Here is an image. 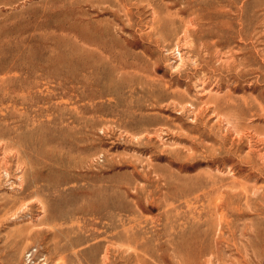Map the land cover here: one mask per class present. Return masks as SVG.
Wrapping results in <instances>:
<instances>
[{
    "label": "rangeland",
    "instance_id": "1",
    "mask_svg": "<svg viewBox=\"0 0 264 264\" xmlns=\"http://www.w3.org/2000/svg\"><path fill=\"white\" fill-rule=\"evenodd\" d=\"M263 51L264 0H0V264H264Z\"/></svg>",
    "mask_w": 264,
    "mask_h": 264
},
{
    "label": "bare ground",
    "instance_id": "2",
    "mask_svg": "<svg viewBox=\"0 0 264 264\" xmlns=\"http://www.w3.org/2000/svg\"><path fill=\"white\" fill-rule=\"evenodd\" d=\"M242 1H243V0H242ZM146 2H147V1H146ZM193 17H194V16H193ZM191 18H192V16H191ZM185 22H186V21H185ZM187 23H188V22H186V24H187ZM195 26H196V25H195ZM181 27H182V26H181ZM184 28H185V27H184ZM190 28H191V27H190ZM148 30H149V29H148ZM188 30L190 31V29H188ZM183 31H184V30H183ZM187 33H189V32H187ZM187 33H184V34H187ZM170 34H171V33H170ZM182 34H183V33H182ZM189 36H190V35H189ZM189 36H188V37H189ZM180 37H181V36H180ZM182 37H183V36H182ZM185 37H186V36H185ZM256 37H257V36H256ZM85 38H86V37H85ZM186 38H187V37H186ZM174 39H176V38H174ZM92 40H93V39H92ZM179 40H180V38H179ZM190 41H191V40H190ZM182 42H183V41H182ZM182 42H181V44H182ZM188 42H189V41H188ZM191 42H192V41H191ZM176 43H178V42H176ZM183 43H184V42H183ZM257 43H258V42H257ZM184 44H185V43H184ZM184 44H183V45H184ZM175 45H177V44H175ZM185 45H186V44H185ZM100 46H101V44H100ZM100 46L98 45V47H100ZM180 46H181V45H180ZM188 46H189V45H188ZM213 46H214V45H213ZM174 47H175V46H174ZM186 47H187V46H186ZM186 47H184V48L186 49ZM177 48H178V47H177ZM177 48L175 47V49L178 51L179 49H177ZM180 48H181V47H180ZM99 49H100V48H99ZM175 49H174V50H175ZM101 50H102V52L105 51V49H101ZM170 50H171V49H170ZM172 50H173V49H172ZM181 50H182V49H181ZM182 51H183V50H182ZM184 51H185V50H184ZM167 52H168V51H167ZM170 52H171V51H170ZM175 52H176V51H175ZM178 52H179V51H178ZM180 52H181V51H180ZM263 52H264V51H263ZM109 53H110V52H109ZM172 53H173V52H172ZM99 54H100V53H99ZM107 54H108V53H107ZM168 54H169V53H168ZM177 54H178V53H177ZM184 54H185V53H184ZM229 54H230V53H229ZM170 55H171V54H170ZM175 55H176V54H175ZM175 55H173V56H175ZM171 56H172V55H171ZM173 56H172V57H173ZM179 56H180V55H179ZM182 56H183V55H182ZM189 56H190V55H189ZM217 56H218V55H217ZM180 57H181V56H180ZM176 58L179 59V57H176ZM224 58H226V57H224ZM218 59H219V58H218ZM114 60H115V59H113L112 61H114ZM182 60H184V59H182ZM227 60H228V59H227ZM230 60H231V59H230ZM179 61H180V60H178V62H179ZM185 61H186V60H185ZM181 62H182V61H181ZM183 62H184V61H183ZM184 63H185V62H184ZM222 63H223V62H222ZM117 64H118V65H116V66L113 67V70H119V69L122 70V68H125L124 64L122 65V64H120V62L117 63ZM180 64H181V63H180ZM182 65H184V64H182ZM179 66H180V65H179ZM224 66H225V65H224ZM17 67L19 68V70L22 69V68L20 67V64H18ZM179 68H182V66L179 67ZM236 70H237V69H236ZM2 72H3V71H2ZM200 73H201V72H200ZM15 75H17V74H15ZM116 75H117V74H116ZM18 76H19V75H18ZM20 76H21V75H20ZM16 77H17V76H16ZM16 77H15V78H16ZM12 78H13V77H12ZM198 78H199V77H198ZM4 79H5V78H4ZM17 79H19V80L21 81L20 77L17 78ZM215 79H216V78H215ZM1 81H2V80H1ZM8 81H9V80H8ZM4 82H5V81H4ZM202 83H203V82H202ZM1 84H3V83H1ZM16 84H17V83H16ZM200 84H201V82H200ZM203 84H204V83H203ZM3 85H4V84H3ZM10 85H11V84H10ZM14 86H15V85H14ZM17 86H18V85H17ZM17 86H16V87H17ZM0 88H2V86H1ZM23 88H24V87H22V84H21L17 89L14 88V87H10V90L13 91V92H15V90H17V91L19 90V91H20L19 95H18V96L16 95V96H17L18 99L20 100V103H21V104H20V105H21V110H22V108L24 109V107H25L24 105H25V101H26V99H24V96H23ZM25 89H26V87H25ZM197 89H198V86H197ZM205 92H206V91H205ZM0 94H1V93H0ZM7 94H8V93H7ZM1 96H2V94H1ZM8 96H9V95H8ZM8 96H6V97H8ZM6 97L4 96V98H6ZM216 97H217V96H216ZM14 98H15V97H14ZM27 98H28V97H27ZM6 99H7V98H6ZM0 100H2L1 97H0ZM3 101H5V100H3ZM8 101H9V100H8ZM18 102H19V101H18ZM189 102H190V101H189ZM208 102H209V101H208ZM177 103H178V102H177ZM188 104H189V103H188ZM212 104H214V103H212ZM7 105H8V104H7ZM7 105H6V106H7ZM183 105H184V104H183ZM193 105H194V104H193ZM207 105H208V104H207ZM11 106H12V105H11ZM181 106H182V105H181ZM212 106H213V105H212ZM259 106H260V105H259ZM4 107H5V106H4ZM4 107H3V109L6 108V107H5V108H4ZM12 107H14V109H13V108H12V109L15 110V106H12ZM17 107H18V106L16 105V108H17ZM257 107H258V106H257ZM0 108H1V107H0ZM182 108H184V107H182ZM182 108H181V109H182ZM193 108H194V107H193ZM259 108H260V107H259ZM25 109H26V108H25ZM25 109H24V110H25ZM27 109H28V108H27ZM10 110H11V109H10ZM21 110H20V111H21ZM197 110H199V109H197ZM201 110H203V109H201ZM211 110H212V109H211ZM22 111H23V110H22ZM22 111H21V112H22ZM214 111H215V110H213L212 112H214ZM261 111H262V110H261ZM0 112H1V111H0ZM14 112H15V111H14ZM16 112H18V111H16ZM24 112H25V111H24ZM24 112H22V113H24ZM198 112H200V111H198ZM203 112H204V111H203ZM18 113H19V112H18ZM195 113H196V112H195ZM200 113H202V112H200ZM200 113H198L197 115H199ZM25 114H27V113L25 112ZM213 114H214V113H213ZM3 115H4V114H3ZM20 115L24 116V115L21 114V113H20ZM197 115H196V116H197ZM220 115H221V114H220ZM220 115H218V116H220ZM262 115H264V111H263V114H262ZM27 116H28V115H27ZM196 116H195V117H196ZM200 116H201V115H200ZM200 116H199V117H200ZM9 117H10V116H9ZM11 117H12V116H11ZM20 117H21V116H20ZM25 117H26V115H25ZM25 117H24V118H25ZM197 117H198V116H197ZM197 117H196V118H197ZM22 118H23V117H22ZM26 118H27V117H26ZM219 118H221L220 121H222V119H223L224 117H221V116H220V117H218V119H219ZM225 118H226V115H225ZM228 118H229V117H228ZM199 119H200V118H199ZM15 120H16V119H15ZM216 120H217V119H216ZM224 120H225V119H224ZM9 121H10V120H9ZM194 121H195V118H194ZM217 121H218V120H217ZM17 122H18V121H17ZM25 122H27V121H25ZM25 122H24V123H25ZM195 122H196V121H195ZM218 122H219V121H218ZM218 122H217V123H218ZM222 122H223V121H222ZM3 123H4V122H3ZM19 123H20V121H19ZM225 123L227 124V122H225ZM4 124H5V123H4ZM230 124H231V123H230ZM25 125L27 126L26 123H25ZM25 125H24V124L22 125L23 128H24ZM232 125H233V124H232ZM18 126H19V125H18ZM228 126H229V123H228ZM11 127H12V126H11ZM11 127H10V129H11ZM25 128H26V127H25ZM27 128H28V127H27ZM226 128H227V127H226ZM228 128H229V127H228ZM232 128H233V127H232ZM13 129H14V128H13ZM17 129H18V127H17ZM17 129H15V130H17ZM11 130H12V129H11ZM22 130H23V129H22ZM24 130H25V129H24ZM230 130H231V129H230ZM230 130H228V131H230ZM235 130H236V129H235ZM247 130H248V129H247ZM5 131H6V130H5ZM7 131H8V130H7ZM13 131H14V130H13ZM17 131H18V130H17ZM29 131H30V130H29ZM240 131H242V130H240ZM240 131H239V132H240ZM26 132H27V131H26ZM218 132H219V131H218ZM237 132H238V130H237ZM1 133H2V132H1ZM220 133H221V132H220ZM241 133H242V132H240V135H241ZM249 133H250V132H249ZM15 134H16V133H15ZM17 134H19V133H17ZM22 134H23V133H22ZM230 134H231V131H230ZM237 134H239V133H237ZM3 135H4V134H3ZM240 135H239V137H241ZM253 135H254V134H253ZM253 135H252V136H253ZM0 136H1V135H0ZM13 136H14V134H13ZM15 136H16V135H15ZM147 136H148V135H147ZM156 136H157V135H156ZM218 136H219V135H218ZM221 136H222V135H221ZM1 137H2V136H1ZM10 137H11V136H10ZM10 137H9V139H11ZM248 137H250V136H248ZM255 137H256V136H255ZM2 138H3V137H2ZM4 138H5V137H4ZM251 138H254V137H250V139H251ZM261 138H262V137H261ZM16 139H17V138H16ZM234 139H235V137H234ZM11 140H12V139H11ZM24 140H25V139H24ZM248 140H249V139H248ZM251 140H253V139H251ZM251 140H250V141H251ZM256 140H258V139H256ZM0 141H1V139H0ZM12 141H13V140H12ZM17 141H18V139H17ZM254 141H255V140H254ZM259 141L262 142V143H264V140H263V139H259ZM259 141H258V142H259ZM4 142H5V141H4ZM24 142H25V141H24ZM13 143H14V141H13ZM17 143L21 144L20 142H17ZM244 143H245V142H244ZM256 143H257V142H255V144H256ZM0 144L2 145V143H0ZM3 144H4V143H3ZM19 144H18V146H19ZM242 144H243V143H242ZM250 144H252V143H250ZM260 144H261V143H260ZM11 145H12V144H11ZM13 145H14V144H13ZM13 145H12V146H13ZM15 145H16V142H15ZM22 145H23V144H22ZM222 145H223V144H222ZM3 146H5V145H3ZM25 146H26V145H25ZM5 147H6V146H5ZM5 147H2V148H5ZM16 147H17V146H15V148H16ZM19 147H20V146H19ZM23 147H24V146H23ZM261 147H262V146H261ZM263 147H264V146H263ZM10 148H11V147H10ZM15 148H14V149H15ZM26 148H27V147H26ZM258 148H259V147H258ZM5 149H6V148H5ZM5 149H4V150H5ZM8 149H9V147H8ZM248 149H249V145H248ZM253 149H255V148H253ZM260 149H261V148H259V150H260ZM25 150H26V149H25ZM28 150H29V149H28ZM250 150H252V149H250ZM10 151H11V150H10ZM16 151H17V150H16ZM16 151H15V152H16ZM252 151H254V150H252ZM8 152H9V151H8ZM247 152H248V151H247ZM250 152H251V151H250ZM255 152H256V151H255ZM255 152H254V153H255ZM1 153H2V151H1ZM6 153H7V152H5L4 154H6ZM257 153H258V152H257ZM257 153H256V154H257ZM263 153H264V152H263ZM13 154H16L15 157H17V155H18L17 153H13ZM27 154H28V153H27ZM249 154H250V153H249ZM251 154H252V153H251ZM2 155H3V154H2ZM24 155H25V153H24ZM24 155H23V156H24ZM6 156H7V154H6ZM20 156H21V154H20ZM20 156H19V157H20ZM254 156H256V155L254 154ZM254 156H253V157H254ZM2 157H3V156H2ZM9 157H10V156H9ZM257 157H258V156H257ZM262 157H263V156H262ZM6 158H8V157H6ZM23 158H24V157H23ZM23 158H22V159H23ZM255 158H256V157H255ZM0 159H2V158H0ZM15 159H16V158H15ZM17 159H18V157H17ZM17 159H16V160H17ZM20 159H21V157H20ZM259 159H260V158H259ZM260 160H261V159H260ZM262 160H263V159H262ZM262 160H261V161H262ZM6 161H7V159H6ZM6 161H5V162H6ZM17 161H18V160H17ZM19 161H20V160H19ZM19 161H18V162H19ZM24 161H25V160H24ZM251 161H252V160H251ZM251 161H249V162H251ZM253 161H254V160H253ZM263 161H264V160H263ZM18 162H17V163H18ZM22 162H23V161H22ZM22 162L20 161V163H18L17 165L21 164ZM254 162H255V161H254ZM258 163H259V161H258ZM8 164H9V163H8ZM27 164H28V162H27ZM3 165H4V164H3ZM3 165H2V166H3ZM5 165H6V164H5ZM21 165H22V164H21ZM21 165H20V166H21ZM7 166H8V165H7ZM29 166H30V165H29ZM263 166H264V165H263ZM8 167H9V166H8ZM8 167H6V169H7ZM18 167H19V166H18ZM27 167H28V165H27ZM30 168H31V167H30ZM1 169H4V167H3V168L1 167ZM31 169H32V168H31ZM8 170H9V169H8ZM17 170H18V169H17ZM20 170H21V169H20ZM5 171H6V172H9V171H7V170H5ZM5 171H4V173H3L2 170H1V172H2L3 174H5ZM12 171H13V169H12ZM10 172H11V171H10ZM3 174H0V175L3 177ZM7 174H10V173H6V175H7ZM12 174H13V173H12ZM6 175H5V176H6ZM22 175H23V173H22ZM11 176H12V175H11ZM18 176H19V175H18ZM20 176H21V175H20ZM224 177H225V176H224ZM12 178H13V177H12ZM22 178H23V176H22ZM22 178L20 177L21 180H22ZM4 179H6V178L4 177ZM2 180H3V179H2ZM6 181H7V180H6ZM19 181H20V180H19ZM22 181H23V180H22ZM22 181L19 183V186H20L22 189H24L25 186H23ZM9 182H10V181H9ZM15 182H16V181H15ZM30 182H31V181H30ZM38 182H39V180H38L37 178L33 177V179H32V184H35V183L37 184ZM7 184H8V183H7ZM10 184H11V182H10ZM209 185H210V184H209ZM14 186H15V185H14ZM203 186H204V185H203ZM231 186H232V185H231ZM11 187H12V184H11ZM15 187H17V186H15ZM20 187H19V188H20ZM223 188H224V187H223ZM243 188H244V187H243ZM214 189H215V187L213 188V190H214ZM216 189H217V187H216ZM253 189H254V188H253ZM18 190H19V189H18ZM217 190H218V189H217ZM254 190H255V189H254ZM254 190H253L252 192H254ZM256 190H257V189H256ZM15 191H16V190H15ZM197 191H198V190H197ZM257 191H258V190H257ZM257 191H256V192H257ZM243 192H244V191H243ZM250 194H251V193H250ZM231 195H232V194H231ZM233 195H234V194H233ZM235 195H236V194H235ZM238 195H239V193H238ZM258 195H259V194H258ZM233 197H234V196H233ZM237 197H238V196H237ZM37 198H38V197H37ZM249 199H250V198H249ZM36 200H37V199H36ZM211 200H212V199H211ZM25 201H26V200H25ZM33 201H34V200H33ZM40 201H41V200H40ZM251 201H252V200H251ZM20 202H22V201H20ZM29 202H30V201H29ZM38 202H39V201H38ZM38 202H37V203H38ZM30 204H31V203H30ZM40 204H41V202H40ZM249 204H250V202H249ZM20 205H21V204H20ZM38 205H39V204H38ZM21 206H22V205H21ZM25 206H26V205H25ZM40 206H41V205H40ZM14 209H15V208H14ZM40 209H41V208H40ZM6 211H8V210H6ZM42 211H43V206H42ZM8 212H9V211H8ZM17 212H18V211H17ZM26 212H27V211H26ZM4 213H5V212H4ZM43 213H44V212H43ZM15 214H16V213H15ZM6 215H7V213H6ZM11 218H13V217H11ZM42 222H43V221H42ZM197 222H198V221H197ZM40 224H41V223H40ZM111 224H112V223H111ZM21 230H22V229H21ZM66 230H67V231H65V233L68 232V231H70V230H68V229H66ZM114 232H116V231H114ZM124 232H125V231H124ZM131 233H132V232H131ZM100 234H101V233H100ZM112 234H114V233H112ZM121 234H123V231H122ZM126 234H127V233H126ZM128 234H129V233H128ZM17 235H18V234H17ZM116 235H117V234H116ZM119 235H120V234H119ZM136 235H137V234H136ZM136 235H135V236H136ZM12 236H13V235H12ZM114 236H115V235H114ZM126 237L128 238L129 235L126 236ZM126 237H125V238H126ZM131 237L133 238V235H131ZM122 238H123V237H122ZM129 239H131V238L129 237ZM103 251H104V252H103V254H102V255H103V256H102V264H109L110 262H112L111 264H113V261H110V259H109L108 249H105V250H103Z\"/></svg>",
    "mask_w": 264,
    "mask_h": 264
}]
</instances>
